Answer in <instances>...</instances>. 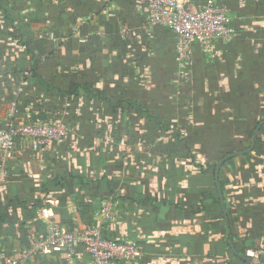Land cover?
Listing matches in <instances>:
<instances>
[{"label":"crops","instance_id":"obj_1","mask_svg":"<svg viewBox=\"0 0 264 264\" xmlns=\"http://www.w3.org/2000/svg\"><path fill=\"white\" fill-rule=\"evenodd\" d=\"M216 1L235 36L213 61L195 43L181 70L173 34L133 0H0V124L15 100L20 122L69 127L0 155V264L50 224H95L110 199L102 235L136 240L132 264H264V125L214 174L264 120V0ZM13 264L94 263L79 248Z\"/></svg>","mask_w":264,"mask_h":264},{"label":"built area","instance_id":"obj_2","mask_svg":"<svg viewBox=\"0 0 264 264\" xmlns=\"http://www.w3.org/2000/svg\"><path fill=\"white\" fill-rule=\"evenodd\" d=\"M144 5L147 25L165 27L175 38L178 67H188L191 48L196 43L203 55L214 60L217 57L215 46L226 43L235 36L230 26V17L225 7L216 0H206L196 12L187 9L186 0H133ZM16 96V94H14ZM16 101L10 104L9 120L5 126L0 124V155L8 156L18 141L27 143L32 150L46 151L49 146L60 141L69 133L68 125L60 119L48 122H20L16 115ZM6 177L0 167V182ZM116 217L111 199L101 205L94 213L95 224L82 231L70 232L50 224L40 236L27 234L23 247L14 250L16 262L27 261L35 255H47L52 250L65 253L66 261H71L79 248L84 250L94 264H132L141 257V247L132 240L116 241L105 238L101 227ZM8 261L7 264H13Z\"/></svg>","mask_w":264,"mask_h":264},{"label":"water","instance_id":"obj_3","mask_svg":"<svg viewBox=\"0 0 264 264\" xmlns=\"http://www.w3.org/2000/svg\"><path fill=\"white\" fill-rule=\"evenodd\" d=\"M262 125H264V120L263 121H261L258 125H257V127H256V129H255V131H254V134H253V137H252V143H251V146L249 147V149H247V150H245V151H243V152H236V153H232V154H230V155H227L226 157H224L217 165H216V167H215V172H214V174H215V180H216V184H217V178H218V174H219V169H220V167L222 166V164L225 162V161H227L228 159H231V158H233V157H237V156H240V155H243V154H246V153H248V152H250L252 149H253V147H254V144H255V142H256V139H257V137L259 136V130H260V128H261V126ZM236 254V253H235ZM240 257V259H242L245 263H247V264H257V263H255L254 261H253V259L252 258H249V257H242V256H239Z\"/></svg>","mask_w":264,"mask_h":264},{"label":"trees","instance_id":"obj_4","mask_svg":"<svg viewBox=\"0 0 264 264\" xmlns=\"http://www.w3.org/2000/svg\"><path fill=\"white\" fill-rule=\"evenodd\" d=\"M100 208H101V205H100V207H99L98 209H100ZM98 209H97V210H98ZM97 210H96V211H97ZM108 239H110V238H108ZM110 240H113V239H110ZM132 241H135L136 243H138L136 240H132ZM138 244H139V243H138Z\"/></svg>","mask_w":264,"mask_h":264},{"label":"rangeland","instance_id":"obj_5","mask_svg":"<svg viewBox=\"0 0 264 264\" xmlns=\"http://www.w3.org/2000/svg\"><path fill=\"white\" fill-rule=\"evenodd\" d=\"M126 241V240H125Z\"/></svg>","mask_w":264,"mask_h":264}]
</instances>
